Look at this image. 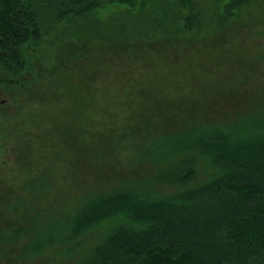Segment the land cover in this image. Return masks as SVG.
Segmentation results:
<instances>
[{"label":"rangeland","instance_id":"rangeland-1","mask_svg":"<svg viewBox=\"0 0 264 264\" xmlns=\"http://www.w3.org/2000/svg\"><path fill=\"white\" fill-rule=\"evenodd\" d=\"M193 1L199 24L179 36L41 21L24 84L0 74V264H76L94 237L70 252L60 235L87 198L123 185L172 193L181 185L155 180L184 156L167 157L168 139L264 114V0L226 19L224 0ZM124 9L105 2L93 15ZM208 169L200 162L189 184Z\"/></svg>","mask_w":264,"mask_h":264},{"label":"trees","instance_id":"trees-1","mask_svg":"<svg viewBox=\"0 0 264 264\" xmlns=\"http://www.w3.org/2000/svg\"><path fill=\"white\" fill-rule=\"evenodd\" d=\"M248 1L224 0L220 16ZM105 2L125 9L97 19L93 11ZM195 7L193 0H0V68L18 76L30 68L25 46L42 38L41 21L82 20L86 31L103 21L101 33L121 39L147 29L179 36L199 24ZM167 143V157L184 156L155 180L181 186L162 194L123 185L87 198L60 235L70 252L94 237L76 264H264V114L195 127ZM200 162L210 167L205 180L189 184ZM43 241L36 249L46 250Z\"/></svg>","mask_w":264,"mask_h":264},{"label":"flooded vegetation","instance_id":"flooded-vegetation-1","mask_svg":"<svg viewBox=\"0 0 264 264\" xmlns=\"http://www.w3.org/2000/svg\"><path fill=\"white\" fill-rule=\"evenodd\" d=\"M29 67H27V68H25L24 69V71H23V73L20 75V76H18L16 73H13V72H8L7 70H5L4 68H0V74L3 72V73H7L8 75H12L11 77H15L14 79H12V84L13 85H20V84H24V82H25V76L27 75V73H28V71H29ZM30 72H31V70H30ZM0 81H3L2 80V76H0Z\"/></svg>","mask_w":264,"mask_h":264}]
</instances>
